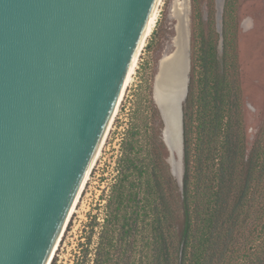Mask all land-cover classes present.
Returning a JSON list of instances; mask_svg holds the SVG:
<instances>
[{
    "label": "water",
    "instance_id": "1",
    "mask_svg": "<svg viewBox=\"0 0 264 264\" xmlns=\"http://www.w3.org/2000/svg\"><path fill=\"white\" fill-rule=\"evenodd\" d=\"M182 2L186 38L161 60L154 99L163 139L174 156L167 142L173 130L183 163L192 54ZM156 3L0 0V264L49 262ZM171 65L166 86L162 78Z\"/></svg>",
    "mask_w": 264,
    "mask_h": 264
},
{
    "label": "trees",
    "instance_id": "2",
    "mask_svg": "<svg viewBox=\"0 0 264 264\" xmlns=\"http://www.w3.org/2000/svg\"><path fill=\"white\" fill-rule=\"evenodd\" d=\"M237 2L224 1L221 34L213 10L205 26L198 1L193 6L183 187L167 161L164 121L156 106L162 127L145 154L136 137L140 126L130 131L121 175L108 202L106 228L113 234L102 233L94 264H108L105 240L116 246V232L119 240L140 235L146 264H264V239L257 248H247L255 232L264 233V123L249 148ZM116 249L115 264H131L128 252L133 248Z\"/></svg>",
    "mask_w": 264,
    "mask_h": 264
},
{
    "label": "rangeland",
    "instance_id": "3",
    "mask_svg": "<svg viewBox=\"0 0 264 264\" xmlns=\"http://www.w3.org/2000/svg\"><path fill=\"white\" fill-rule=\"evenodd\" d=\"M187 7V17L191 34V54L193 53V6L195 1L202 11L205 26L209 23L211 11L214 12L215 28L222 33V15L225 0H182ZM175 0H164L156 29L149 37L148 42L139 59L137 71L131 81L125 97L121 103L119 113L114 121L113 128L107 138L102 154L90 174L89 180L82 192L77 212L73 215L64 233L60 246L55 254L53 264H94L97 250L100 248L101 235H112L106 228L110 216L108 207L109 198L120 178L125 147L130 139V131L140 126L138 140L145 148L155 142V130H160L161 122L156 116V102L154 86L160 62L165 55L174 51V38L177 35L179 19L174 15ZM238 46L239 62L241 66V84L243 90L244 120L247 142L250 148L259 128L264 123V0H238ZM222 47L220 46V51ZM193 65V59H192ZM164 128V126H163ZM170 134V137L174 136ZM179 141V140H178ZM148 144V145H147ZM147 145V146H146ZM174 156L167 147V161L171 172L183 176V163L177 153L181 144L173 141ZM181 153V152H179ZM173 174V173H172ZM180 183V182H179ZM104 217L101 225L99 218ZM112 237V236H111ZM247 248H257L264 239V233L255 232ZM116 232L114 240L116 246L107 245L110 252L108 264H115L119 258L116 248H133L131 264H146L140 256L141 237L131 235L126 240H119ZM121 253V252H120ZM51 262V264H52ZM127 263V262H126ZM241 264H245L241 262Z\"/></svg>",
    "mask_w": 264,
    "mask_h": 264
},
{
    "label": "bare ground",
    "instance_id": "4",
    "mask_svg": "<svg viewBox=\"0 0 264 264\" xmlns=\"http://www.w3.org/2000/svg\"><path fill=\"white\" fill-rule=\"evenodd\" d=\"M163 2H164V0H157V3L155 5V8H154L153 13H152V15L150 17V20H149V24H148V28H147V37L145 38V40L141 44V46H140V48H139V50L137 52V55L135 57V60L133 62V66L131 67V70H130V72L128 74V77H127V80H126V84H125V88L123 90V94H122L119 106L117 107V109H116V111L114 113L113 119L111 120V122L108 125V128H107V130L105 132L104 138H103V140H102V142H101V144H100V146H99V148H98V150H97V152L95 154V157L93 158L91 166H90V168L88 170V173L86 175L85 181H84V183H83V185L81 187V190H80V192H79V194L77 196L76 202H75V204H74V206H73V208H72V210L70 212V215H69V217L67 219L65 227H64V229H63V231H62V233H61V235H60V237H59V239H58V241H57V243L55 245L53 253H52V255H51L50 259H49V262L47 264H51L55 254H56V252H57V250H58V248L60 246V243H61V241L63 239L64 233H65V231H66V229L68 227V224L71 221L73 215L77 212L78 204H79L82 192H83V190L85 188L86 183L89 180V177H90V174L92 173L93 168L95 167L99 157L102 154V151H103V148H104V146L106 144L107 138H108V136H109V134L111 132V129L113 128L114 121H115V119H116V117H117V115L119 113L120 106H121V103H122V101H123V99L125 97L126 91H127L128 87H129L131 81L134 79V74L137 71V67H138V63H139V59H140V56L142 54V51L146 47L149 37L153 34L154 30L157 27V24H158V21H159V17H160V14H161V6L163 5ZM182 4H183V2L181 0H175V2H174V9H173L174 15L177 16V18L180 21V24H178V26H177V35L174 38V46H175V48L177 47V45H181V43L186 38L185 37V28L182 26V21L180 20V14L183 13V12L181 13L182 8H183ZM165 56H167V55H165ZM161 63H162V61L160 62V64ZM174 68H175V66L171 65V66L167 67L165 69V71H164V76H163L162 79H163V82H164V84L166 86L168 85L167 83L170 80V78L172 77ZM170 134H172L174 136V140H176V142H178V141H177V138H176L173 130H171V131L169 130L168 131V135H167V142H168L170 148L174 149V147H173V141L174 140H173V138L170 137Z\"/></svg>",
    "mask_w": 264,
    "mask_h": 264
},
{
    "label": "built area",
    "instance_id": "5",
    "mask_svg": "<svg viewBox=\"0 0 264 264\" xmlns=\"http://www.w3.org/2000/svg\"><path fill=\"white\" fill-rule=\"evenodd\" d=\"M99 220H100L101 225H103L105 223V221H106V219L104 217L99 218ZM56 256H55L54 260L56 259ZM52 264H53V262H52Z\"/></svg>",
    "mask_w": 264,
    "mask_h": 264
}]
</instances>
